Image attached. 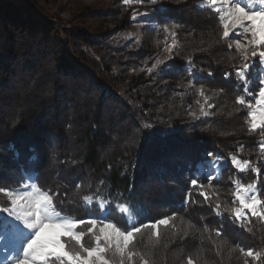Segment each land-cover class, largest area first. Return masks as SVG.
<instances>
[{
	"label": "trees",
	"instance_id": "trees-1",
	"mask_svg": "<svg viewBox=\"0 0 264 264\" xmlns=\"http://www.w3.org/2000/svg\"><path fill=\"white\" fill-rule=\"evenodd\" d=\"M194 1L168 5L169 15L181 25L176 38L179 56L173 64L179 74L175 77L173 68L160 74L158 70L145 71L167 40H173L162 30L144 32L160 45L151 40L145 46L132 44L118 49L109 46L103 35L95 36L82 27L62 32L64 38L55 44L51 22L41 23L36 12L25 5L0 0V185L15 186L22 176L33 175L43 190L59 191L57 205L63 212L80 205L79 196L69 191L74 182L81 185V201L83 195L97 194L99 189L98 194L110 196L113 203L121 199L137 212L143 210L147 215L139 218L141 223L175 212L171 223L177 227L161 226L162 236L155 247V238L148 230L138 236L137 249L153 264H183L190 253L200 254V264H243L238 243L264 248L258 219H248L247 226L231 229L225 214L226 235L217 238L222 245L217 255L203 229L205 223L209 229L219 226L221 219L197 195L198 189L192 190L196 203L183 205L191 178L188 162L209 151L222 156L235 154L239 143L244 146L242 155L261 169L264 191V157L257 150V132L248 131L247 109L235 103L239 93L233 82L222 81L223 72L240 62L239 55L226 44L216 43L215 16L196 10ZM119 2L116 14L122 10ZM70 43L76 46L74 61L59 50L61 46L69 49ZM188 56L197 69L211 68L215 78L197 81L191 89L177 87L191 78L185 70ZM200 83L206 85L209 96L221 87L226 90L212 97L215 107L208 109L211 115L189 123L184 121V109H197V101L204 102L196 92ZM145 124L151 127L145 128ZM229 175L227 170L222 180L208 189L213 206L218 201L228 204ZM201 179L207 183L205 176ZM82 212L84 216L100 215L96 206ZM109 212L110 219L122 226L126 223L113 207ZM189 223L199 231L189 229V236L179 239ZM173 233L177 235L173 237ZM211 235L215 238L214 232ZM231 248L236 251L229 255Z\"/></svg>",
	"mask_w": 264,
	"mask_h": 264
},
{
	"label": "snow or ice",
	"instance_id": "snow-or-ice-1",
	"mask_svg": "<svg viewBox=\"0 0 264 264\" xmlns=\"http://www.w3.org/2000/svg\"><path fill=\"white\" fill-rule=\"evenodd\" d=\"M182 2L183 0H122L124 6H137L132 10L131 19L136 21L138 26L152 31L162 30L165 36L173 37L172 44L164 49L169 55L163 59L157 57L151 66L145 69L148 73L158 70L157 74H160L172 68L168 61L174 59L172 53L177 44V29L181 25L171 19L169 15L171 9L168 5L171 3L179 5ZM198 7L207 8L215 15L218 25L216 43L226 44L228 50L235 46L240 62L223 72L222 81H232L239 93L235 96V103L240 106L246 105L248 131L250 133L258 131L261 137H264V0H206V3ZM131 35L129 33V36ZM176 55L179 53L176 52ZM185 60V70L191 78L187 79L186 83H178L177 87L191 89L196 87L197 81L215 78L211 68L197 69L192 56L186 57ZM216 63L219 64L220 61ZM161 83L168 84V80H162ZM225 90L221 87L209 96L206 94V85L200 83L196 92L204 102L199 105V116L195 111L189 112V115L193 119L211 115L208 109L215 107L211 102L212 97ZM197 103L199 104V101ZM144 127L148 128L151 125L145 124ZM243 147L240 146L241 149ZM258 147L260 155L264 156V139L259 141ZM15 158H19L18 152L15 153ZM30 159L34 160L35 157ZM228 160L238 173L250 170L257 176L261 174V169L249 160H241L234 154H229ZM224 163V158L211 151L201 156L199 160L189 161L191 178L187 181L188 192L183 201L185 206L189 202L196 203L192 199V190L198 189L197 195L203 197L204 201L209 203L212 213L221 219L219 226L209 229L205 223L203 229L209 233L208 240L211 241L217 255L222 247L217 238L226 235L223 223L225 214L228 222L236 224L237 227H244L249 214L251 217L264 220V199L260 198L258 179L248 184H243L239 180L232 181L235 186L232 206L219 201L214 206L211 204L208 189L212 187L211 182L219 178L218 174ZM108 168L110 170L112 165L110 164ZM202 176L206 177L207 183L201 179ZM76 187L79 188L81 185L77 183ZM98 192L99 189L97 194L83 195L79 206L85 210L96 206L100 215L88 214L82 218L65 214L62 207L57 205L59 191L43 190L38 186L37 177L33 175L26 178L22 176L15 186L0 185V194L6 198L0 201V264H136L137 260L139 264H153L147 254L137 249L138 236L142 235L144 230H148L151 238H155L153 240L155 247L162 236L159 231L161 226L177 227L171 223L177 214L173 212L172 215L147 219L141 223L139 218L147 215L143 210L137 212L129 203L121 202V199L113 203L110 196L101 197ZM64 203L65 200H60V205ZM110 207L115 209L122 221H126L123 226L109 218ZM133 216L137 219L133 220ZM189 229L199 231L195 225L189 223L181 230L179 239L184 240L189 236ZM213 232L215 238L211 235ZM176 235L173 233V237ZM172 242L174 241H169ZM169 243L164 247L168 248ZM235 251L236 248L229 249V255ZM240 254L245 257L243 264L256 262L264 264V249L256 251L251 247L247 249L240 247ZM200 261L199 253L195 255L190 253L184 257L183 264H200Z\"/></svg>",
	"mask_w": 264,
	"mask_h": 264
},
{
	"label": "rangeland",
	"instance_id": "rangeland-1",
	"mask_svg": "<svg viewBox=\"0 0 264 264\" xmlns=\"http://www.w3.org/2000/svg\"><path fill=\"white\" fill-rule=\"evenodd\" d=\"M5 1H9L10 3H13L16 6L25 5L28 8H31L33 11L36 12L41 23L51 22L55 30V32L52 34V40L54 41L55 44H59L62 38H64V35L62 32L74 29L75 27H82L87 31H91V33L94 34L95 36L103 35V38L106 39L107 44L109 46H113L118 49L128 48L132 44H136L137 46H142V45L145 46V44H148L151 40L156 42V44L158 45L161 44V42L157 41V39H154V36L146 35L145 37L144 32L145 30H149V29L138 26L137 22L131 19L132 10L133 8H136L137 6L135 5L131 7L124 6L122 4V0L120 1L122 4V10L119 9L117 14H116V10L118 8L119 0H5ZM202 3H206V0H195L194 8L198 11L207 10L210 12V14H213L207 8H204V9L199 8L198 5ZM93 11H98V12L95 15L88 14ZM171 19L174 20L173 17H171ZM124 24H128V25L125 28H123ZM129 33H131L132 35L129 36ZM172 41L173 40H169V39L167 40L165 45H163V47L161 48V52H159L156 58L158 57V58L163 59L164 56L169 55V53L165 52L164 49L167 47V45L172 44ZM178 44L179 43H177L174 46V52L172 53V55L174 56V59L168 61V63L172 65L173 70H175L174 71L175 77L178 76L179 74L178 68H176L173 65L174 62L177 61L178 56H179V55H176V52H178L180 48V46L178 47ZM153 46H155V43H153ZM59 50H62V52L66 54L65 56L67 60L71 59V61L72 60L74 61V58H76V46H71V43L69 45V49H66L65 46L64 47L61 46ZM232 50H234V52L236 53L234 45H233ZM118 90L123 94L125 93L124 90L120 88ZM107 93L109 94L110 90H107ZM199 105L200 104H198L197 109L191 106L184 109L185 114H186L184 121L187 120L186 122L191 123L197 120V119H193V117L189 115V112L195 111L197 113V116H199ZM245 108L247 109L246 105H245ZM257 137L259 138V140L264 139V137H261L258 131H257ZM241 145L242 144L239 143L235 146L234 151H233L235 153L234 155H237L241 160H247L246 157L242 155L244 154L245 150H244V147L242 149L240 148ZM257 150L259 151V147L257 148ZM215 154H218L220 157L224 158L225 163L223 167L221 168L220 173L218 174L219 178L214 179L211 183L212 185L213 183H219L222 180L224 172H226L227 170L230 171V175L228 176L229 189H230L229 197H228L229 206H232V199H233L232 193L235 191V186L232 183V181L234 180H239L243 184H248V183H251L253 180L258 179L260 181V184H259L260 198L264 199V191H262V188H261L262 173L259 176L253 174L250 170H246L244 172L238 173L237 170L232 167L231 162L228 160L229 155L222 156L219 153H215ZM184 177L186 179L189 178L187 173L184 174ZM74 184L75 185L73 187H70L69 191L76 193L79 196L80 204H81L82 189L80 187L77 188L75 182ZM4 200H6V198L3 197L2 194H0V201H4ZM64 200H67V197L64 198ZM82 209L83 208L79 206L75 207L74 210L66 208L64 209V213L71 214L74 216H83L82 218H84L86 216H84L85 212L83 213ZM74 211L79 212V213L75 215ZM251 218H256V217H251L249 214V219ZM258 220L261 224L262 233H263V238L261 239V241L264 243V220H261V219H258ZM247 222L248 221H246L244 227L247 226ZM230 225H232L231 229H234L236 224L231 223ZM238 231L241 234L243 233V229H240ZM254 237L255 236L253 235V238ZM238 245L239 247L237 248L239 249L238 251L239 254H240V247H243L245 249L251 247L256 251L262 250L261 247L258 246L257 248H255V247H252V245H250L249 243H244V244L238 243ZM240 256L243 258L242 260L244 261L245 257H243L241 254ZM247 259L251 260V258H247ZM256 264H261V262H256Z\"/></svg>",
	"mask_w": 264,
	"mask_h": 264
}]
</instances>
